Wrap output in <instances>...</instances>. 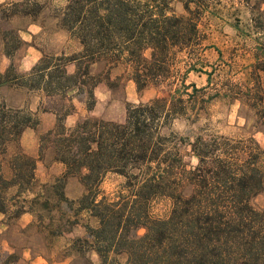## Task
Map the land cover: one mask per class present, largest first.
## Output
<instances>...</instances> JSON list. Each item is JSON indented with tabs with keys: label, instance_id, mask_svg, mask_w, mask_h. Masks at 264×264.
I'll list each match as a JSON object with an SVG mask.
<instances>
[{
	"label": "trees",
	"instance_id": "trees-1",
	"mask_svg": "<svg viewBox=\"0 0 264 264\" xmlns=\"http://www.w3.org/2000/svg\"><path fill=\"white\" fill-rule=\"evenodd\" d=\"M175 2L182 5L183 14H176ZM208 11L207 0H69L63 28L80 41L82 51L69 57H44L22 77L12 78L11 68L0 74V86L16 84L63 98L77 91L89 112L96 106L95 88L105 80L93 72L100 63L109 68L125 65L139 91L169 88L165 96L128 104L122 122L86 116L67 127L66 118L75 112L71 100L61 109L48 110L57 123L40 135L39 151L42 158L52 151L54 161L65 167L53 194L66 206V211L60 209L61 220L69 215L64 225L50 232L63 235L66 225L71 232L78 215L87 212L98 227H87L85 243L100 264H264V211L252 205L264 191V148L253 137L202 133L191 140L174 130L177 120L198 118L203 104L215 95L258 103L264 110L258 73L264 72L262 63L253 66V87L236 84L206 97L214 71L206 70L208 65L199 55L212 48L202 26V15ZM180 54H187L189 62L199 58V63H189L182 73ZM70 64L76 66L74 73L68 71ZM190 73L206 75L208 86L187 84ZM259 122L264 126V117ZM38 123L29 110L0 107V212L4 214L10 189L16 188L18 195L32 192L37 162L20 153L12 159L17 167L14 178L7 180L1 157L26 128ZM187 156L197 158V164L192 165ZM110 173L125 179L115 197L100 192ZM71 177L86 190L77 201L65 194ZM161 199L170 200L172 209L167 217L156 218L153 206ZM39 200L35 196L32 203L36 206ZM48 202L44 207L50 209ZM29 208L35 212V207ZM19 210L18 216L27 212L25 206ZM142 229L145 233L140 235Z\"/></svg>",
	"mask_w": 264,
	"mask_h": 264
},
{
	"label": "rangeland",
	"instance_id": "rangeland-1",
	"mask_svg": "<svg viewBox=\"0 0 264 264\" xmlns=\"http://www.w3.org/2000/svg\"><path fill=\"white\" fill-rule=\"evenodd\" d=\"M207 1L209 11L202 15V26L208 37L206 43L212 48L199 57L208 65L206 70L214 73L206 97L219 91L224 93L236 84L253 87L256 80L252 77L253 66L257 63L264 66V15L261 17L264 4L260 0ZM68 2L14 0L0 5V67H6L7 70L11 68L12 78L28 75L44 57H69L82 51L80 41L63 28L62 17ZM172 6L176 14L184 13L181 4L175 2ZM27 11L31 14L27 15ZM30 24L36 25L32 33L28 30ZM146 56H150V51ZM198 59L189 62L191 59L187 54H180L178 67L184 73L188 64L199 63ZM75 70V64L68 66L70 73ZM93 72L105 80L95 88L97 102L92 112L87 111L85 102L81 101L84 97L78 95L77 91L63 98L62 95L50 97L42 91H31L16 84L0 86V107L5 105L11 109L29 110L39 120L36 127H28L23 131L17 144H9L7 154L1 157V171L7 180L14 178L17 167L13 165L12 159H17L20 153L35 158L37 167L36 181L31 185L33 193L18 195L17 189L12 188L5 196L7 213L0 212V264H19L20 259L29 257L39 259L38 264H100L99 256L89 250L85 243L88 238L87 227H98V221L87 212L78 215V223L71 232L66 230L67 225L63 235L56 236L50 232L57 225H64L69 215L61 220L60 209L64 207L66 211V206L59 204L53 194L57 179L65 172V167L54 161L52 151L46 152L43 158L40 156V135L54 128L57 123L56 115L48 110L61 109L71 100L75 112L66 118L67 127H72L86 116L122 122L128 104L138 105L165 96L169 88L149 87L139 91L125 65L109 68L107 64L100 63L93 67ZM258 73L264 91V72ZM190 83H195L198 88L206 87L207 76L190 73L187 84ZM245 101L215 95L203 104L204 109L198 118L191 116L179 119L174 124V130L191 140L202 133L234 139L253 137L264 148V126L259 122V118L264 117V110L258 103ZM50 117L54 120H50ZM187 160L192 165L198 162L197 158L190 156H187ZM124 182L122 176L110 173L102 182L100 192L104 196L115 197ZM85 192L78 178L68 179L65 194L70 200H79ZM38 195L40 200L35 206L32 199ZM47 201L50 209L44 207ZM252 205L256 210L264 211V191L253 198ZM23 206L27 212L18 216ZM29 207H35V212H30ZM51 208L52 211H49ZM171 209V201L161 199L154 203L153 215L165 218ZM5 226L6 230L3 231ZM144 233V229L139 232L140 235Z\"/></svg>",
	"mask_w": 264,
	"mask_h": 264
},
{
	"label": "crops",
	"instance_id": "crops-1",
	"mask_svg": "<svg viewBox=\"0 0 264 264\" xmlns=\"http://www.w3.org/2000/svg\"><path fill=\"white\" fill-rule=\"evenodd\" d=\"M10 1H14V0H0V5H5V4H7L8 2H10ZM35 24H30V26H29V28H28V30L30 31V33H32V28L33 27H36V25L34 26ZM27 40V39H26ZM2 54V53H1ZM5 54V53H4ZM4 54H2V55H4ZM6 67H0V73H5L6 72ZM50 120H54L52 117H50ZM51 124H53V123H51ZM6 227L7 226H5L4 228H3V231H5L6 230ZM43 261H44V259H42ZM38 261H39V259H33V258H27V259H20L19 260V264H38Z\"/></svg>",
	"mask_w": 264,
	"mask_h": 264
}]
</instances>
